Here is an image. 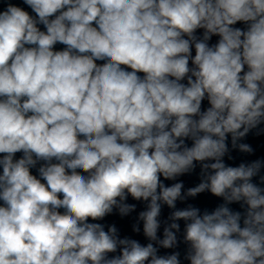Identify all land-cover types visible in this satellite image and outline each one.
<instances>
[{"label":"clouds","instance_id":"9594fccd","mask_svg":"<svg viewBox=\"0 0 264 264\" xmlns=\"http://www.w3.org/2000/svg\"><path fill=\"white\" fill-rule=\"evenodd\" d=\"M3 2L0 264H181L158 255L180 221L190 264H264V161L224 159L229 137L252 154L240 141L264 133V0ZM206 192L224 202L177 208ZM129 197L146 245L99 222L134 212Z\"/></svg>","mask_w":264,"mask_h":264},{"label":"water","instance_id":"95a60500","mask_svg":"<svg viewBox=\"0 0 264 264\" xmlns=\"http://www.w3.org/2000/svg\"><path fill=\"white\" fill-rule=\"evenodd\" d=\"M8 2L18 5L22 8H24L26 11H28L30 14L35 15L34 13H32V10L23 3V0H8ZM5 7V3L3 2V0H0V11H2ZM39 27L41 28V30H44L42 25H39ZM234 27H239L241 29L246 30L247 29V25L243 22H238ZM203 29L197 30V35L202 36L203 33ZM220 39V37L218 36H213L212 39L209 41L210 45L211 44H215L218 42V40ZM65 48L64 45L62 44H57L54 46V50H63ZM192 55H195V50L193 47L192 50ZM98 64H102L104 63V61H97ZM190 67H191V61H190ZM246 70V69H245ZM139 75H143L142 73H140ZM186 83V81H184ZM208 106H210L207 102V100H205L202 103V107L203 108H207ZM261 127H264V125H261ZM257 131H259L258 129L256 130H252L243 140H241V143H247L249 144L253 149L254 152L252 154H248V153H242L240 152L238 149H232L231 148V138L229 137V141H228V145H229V149H230V155L233 157L231 160L228 159L227 156H225V162L231 166H238L240 163L244 162V163H250L252 161H255L257 159H260L262 161H264V133L257 135ZM189 146H191V141H188ZM22 156V153H17L16 154V159L20 158ZM54 163L56 161H53ZM44 163V162H38L37 166L35 168H32L30 171L32 172L33 175H36L37 178H39V174L37 169L40 167V165ZM79 171V170H78ZM199 164H197V168L195 170L194 173L192 174H186L184 176L178 177V181H183L184 185H185V189L184 191L187 190V188L195 186L197 183H199ZM0 172H2V168H0ZM260 175H264V168L261 169V173ZM44 182V181H42ZM175 181H165L166 184H171L174 183ZM254 183H257L259 186L264 187V184H260L259 183V176L255 177L253 179ZM128 203H132V204H136V210L132 213H130L128 216L126 217H121L118 213L117 210H114V212L112 214H110L109 216H107L103 221H99L100 223L105 224L106 229L108 225H112L115 224L116 227L119 230V234L121 236V238H123L124 236L130 237L132 239H136L138 240L141 244H147L149 241L147 240V238L143 235V230H142V222H140V227H141V232L140 233H134L132 231V225L137 223L138 220V213L142 210H145L146 205L143 202H137L135 200H133L131 197L128 198ZM224 201L222 198L219 197H215L213 195H211L210 193H203L198 195L196 198H189L186 202H177V208H184L187 206L188 203L193 204L194 206H197L201 209V211L203 212L205 209H207L209 212L213 211L217 206H219L220 204H222ZM2 203V202H0ZM229 207L233 210V211H240L241 213H244L246 210V205L244 207H241V203H233L231 205H229ZM63 211V210H61ZM171 210L168 209V207L165 205L162 208V213H161V217L160 220L162 221L161 223V228L158 230V236H160L161 238H163V221L167 219V217L170 215ZM181 225V231L177 234L179 239H180V243L178 245L177 248L174 249H163L160 248L158 255H166V254H171L174 251H178L180 253V260H181V264H190V262L188 260H186L184 257L186 255V252L188 250V245L183 242V235H184V222L180 221L179 222ZM241 225L242 221H241ZM119 254V253H116ZM116 254H109V255H116Z\"/></svg>","mask_w":264,"mask_h":264}]
</instances>
